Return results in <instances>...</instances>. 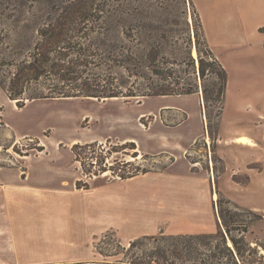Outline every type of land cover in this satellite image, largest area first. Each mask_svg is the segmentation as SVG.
I'll list each match as a JSON object with an SVG mask.
<instances>
[{"label": "rangeland", "instance_id": "obj_1", "mask_svg": "<svg viewBox=\"0 0 264 264\" xmlns=\"http://www.w3.org/2000/svg\"><path fill=\"white\" fill-rule=\"evenodd\" d=\"M48 1L0 0V80L5 85L23 58L24 38L30 41L32 34L30 28L15 31L10 26L15 19L29 23L35 17L17 7ZM104 1L129 6V14L125 9L116 14L136 24L123 30L130 37L127 43L167 36L165 81H190L199 92L190 98L146 96V101L51 98L21 110L12 107L15 100L2 101L0 95V194H6L5 201L0 196V264H117L95 248L106 231L114 230L124 245L161 230L216 233L222 225L220 197L255 211L239 212L249 232L239 230L245 222H235L233 234L249 240L257 236L264 243V0ZM134 6L150 9L140 14ZM197 12L209 46L228 71L223 111L214 108L210 116L199 52L209 57L196 34ZM207 73V81H215ZM144 109L157 116L139 118ZM10 127L25 136L17 138ZM160 128L167 135L152 138L151 132ZM181 128L187 130L184 135ZM240 135L248 138L245 144L236 141ZM124 136L136 138L138 157L125 148ZM96 139L102 141L97 150L103 161L113 164L115 172L85 174L74 160V143ZM173 162L178 169L186 165L193 176L179 179L174 169L164 172ZM137 166L152 171L121 178ZM78 180L87 188L77 187Z\"/></svg>", "mask_w": 264, "mask_h": 264}, {"label": "trees", "instance_id": "obj_2", "mask_svg": "<svg viewBox=\"0 0 264 264\" xmlns=\"http://www.w3.org/2000/svg\"><path fill=\"white\" fill-rule=\"evenodd\" d=\"M17 8L27 10L35 17L29 18V23H20L17 22L19 19H15L16 25H11L10 30L27 27L32 34L30 41L24 38L27 48L16 64L10 84L5 85L0 80V86L20 108L28 100L41 98L133 99L199 92V85L190 81H165L169 79L162 68L167 58L163 52V40L167 36L151 38L149 42L140 38L126 42L130 37L123 35L124 28L136 24L127 17L119 19L116 14L123 9L129 14L128 5L124 7L104 0H49L21 4ZM133 8L140 14L150 9L146 6ZM196 15V34L209 57L205 59L199 52L204 103L210 116L214 108L219 113L223 111L228 71L214 55L205 37L201 17L198 12ZM134 40H137L136 44ZM141 45L145 47H139ZM207 70L215 81H207ZM151 73L156 78L153 79ZM124 146L135 150L134 157L139 156L136 142L127 141ZM98 147L101 149L102 142L73 144L74 160L81 163L85 174L115 172L113 164L103 161ZM129 164L134 163L130 161ZM151 171L137 166L131 174L121 175V178H132ZM81 186L87 188L88 185H81V180H78L77 187ZM239 212L255 215L254 210L220 197L222 225L219 224L216 233L174 235L161 230L158 234L140 236L129 245H124L114 230H108L95 248L104 260L117 264H264V243L257 236L249 240L245 235L233 234V223L245 222L238 218L242 215ZM239 230L241 233L249 232L247 222L245 228ZM214 240H217L216 244ZM229 240L233 245L229 244Z\"/></svg>", "mask_w": 264, "mask_h": 264}, {"label": "crops", "instance_id": "obj_3", "mask_svg": "<svg viewBox=\"0 0 264 264\" xmlns=\"http://www.w3.org/2000/svg\"><path fill=\"white\" fill-rule=\"evenodd\" d=\"M0 95L3 97V100L2 101H7L8 102V100H7V98L9 99V100H11L12 102H13V100L12 99H10L9 98V96L7 95V93L4 91V90H1L0 89ZM187 97H193L194 96V94H188V95H186ZM157 97V96H156ZM163 97H171V96H163ZM146 98H148V97H145V98H143L144 99V101H146ZM150 98V97H149ZM158 98H161V97H158ZM196 98V97H195ZM45 99H51V98H41V99H34V100H28L27 102H26V104L22 107V108H20V107H18V105H12V107H14L15 109H17V110H21V109H23L24 107H26L27 105H31L32 103H35V102H37L38 100L39 101H42V100H45ZM58 99H60V98H58ZM151 99V98H150ZM149 99V100H150ZM198 99H199V97H198ZM163 100V99H162ZM168 100H170V99H168ZM199 101V100H198ZM139 102V101H138ZM11 105V104H10ZM165 106H168V105H165ZM0 108H2V106H1V102H0ZM149 109V108H148ZM148 109H144V110H142L140 113H139V118H142L143 116H145V115H148V114H155L156 116H157V114H156V112L155 111H152V110H148ZM161 109V108H160ZM191 115V114H190ZM190 118V117H189ZM182 124V123H181ZM11 128V130L15 133V135H16V137L17 138H20V137H22V136H25V135H23V134H20V132H18L17 130H14L12 127H10ZM161 129V128H160ZM182 129V128H181ZM183 130V129H182ZM186 128L183 130V135H184V133H186ZM190 134H191V132H190ZM21 135V136H20ZM162 135H167V131L165 130V129H161V132H151V134H150V136L153 138V137H156V136H160V137H162ZM198 136L199 135H197L194 139H193V141L194 140H196V138H198ZM150 137V138H151ZM124 139H123V141L124 142H127V140L128 141H131V140H135L134 142H136V144H137V141H136V138L135 137H130V136H124L123 137ZM240 138H245V139H248L245 135H240V136H238L236 139V141H238ZM96 141H99V142H102L101 141V139H96ZM176 141H182V139H177ZM170 142V143H173V144H175V143H178V142ZM74 142H76V141H74ZM239 142V141H238ZM239 143H241V144H245V142H239ZM75 144V143H74ZM139 144V143H138ZM138 146V145H137ZM138 150V149H137ZM177 162V161H176ZM172 163L171 165H169L166 169H165V171L164 172H167V170H170V169H174V170H176V173H178V174H175V177H177V178H179V179H184V178H188V177H191V176H193V174L189 171V169L186 167V165H185V167H183V168H180V169H178L179 167H177L178 166V164L177 163ZM175 166L177 167V168H175ZM2 179V178H1ZM6 179V178H5ZM4 179V180H5ZM3 180V179H2ZM3 180V181H4ZM5 193L4 192H2L1 194H0V196L2 197V199H3V201H5Z\"/></svg>", "mask_w": 264, "mask_h": 264}, {"label": "bare ground", "instance_id": "obj_4", "mask_svg": "<svg viewBox=\"0 0 264 264\" xmlns=\"http://www.w3.org/2000/svg\"><path fill=\"white\" fill-rule=\"evenodd\" d=\"M195 53H196V50H195ZM111 99H118V97H114V98H111ZM238 141L239 142H245L246 139L245 138H240ZM131 159H134V157H131Z\"/></svg>", "mask_w": 264, "mask_h": 264}]
</instances>
